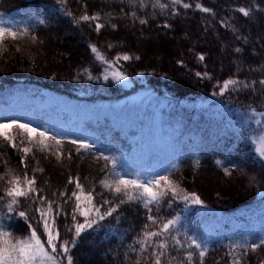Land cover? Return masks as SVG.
I'll return each instance as SVG.
<instances>
[{
	"label": "trees",
	"instance_id": "trees-1",
	"mask_svg": "<svg viewBox=\"0 0 264 264\" xmlns=\"http://www.w3.org/2000/svg\"><path fill=\"white\" fill-rule=\"evenodd\" d=\"M183 3H188L191 7L183 8ZM197 3L212 9V12L205 13L196 8ZM159 4L167 7L162 9ZM159 4L157 0H143V7L141 0H65L64 3H59L58 0H0V26L16 32L27 29L22 38H9L0 47V106L15 115L18 104L26 105L23 102L26 94L35 102L32 110H37L30 125L40 130L44 128L50 134L52 125L48 119L53 108L58 107L57 99L62 95L75 103L74 110L79 118L82 106L87 116L104 122L103 132L88 136L87 141L94 147L87 151H76L78 145L70 142L79 140L76 137L61 139L62 143L54 153L44 150L38 143V135L30 141L27 133L18 129H13L10 133L15 137V148L11 146V142L0 137V176L5 177L0 180V195L9 187L7 180L14 176L23 180L25 173L29 178L35 175L36 187L43 190L38 185L40 174L38 171L34 172L31 166L34 165L35 169L43 168L46 173L43 158L51 155L66 156L68 161L64 166H70L68 170L73 161L77 163V167L74 173L71 171L65 175L64 182L58 181L61 182L58 183L59 188L47 198L55 200L57 204H64V200L75 189V184L68 183L69 177H78L84 193L92 192L93 204L103 205L101 212L105 211L104 200L115 205L123 197L114 195L109 189L99 190V187H103L100 181L117 179V172L128 179L137 176L144 179L168 176L169 179L178 181L186 192L198 194L204 201L203 205L185 204L182 200L173 199L169 193L158 205L150 206L152 214L157 217L156 223L152 224L147 220L148 211L142 203L121 204L111 216L82 234L70 252L73 264H83L78 249L82 252V248L88 247L100 249L101 252L107 249L104 256H115L119 261L126 257L128 262L120 261L121 264H137L138 260L140 264H154L153 248L160 240L167 243L161 264H188L189 252L193 253L192 264H200L199 250L191 245L189 237L206 245L208 251L203 264L211 260L214 264H233L235 257L229 255L230 252L240 256V264H247L251 256H254L251 264H264V245L255 251L250 247H233L259 244L264 239V158L256 151L258 138L264 133V115H261L264 114V97L257 92L258 87H264V84H260L264 78L253 81L250 76L249 79L237 76L243 69L240 64L245 61L251 62L252 67L264 62H253L254 57L250 56L254 55H246L245 60L237 62L229 70L214 66L217 70L214 71L209 67L208 60L211 56L208 53L191 50L192 62L186 59L177 61L178 66L192 73L193 86H189L179 77L174 78L168 73L163 75L160 70L145 67L140 53L129 46L130 41L118 37L124 34L120 28L121 21L132 28L145 29L151 25L158 32L164 33L173 27L175 21L186 20L190 23L194 20L201 32L210 33L209 29L200 28L208 25L217 33V37H225L227 34L235 36L233 45L236 48L234 52L233 45H230L231 55L238 54L244 58L245 52L236 50L243 48L251 52L253 49L250 50L252 39L248 32L253 30L255 24L257 28L264 29V0H182L181 4L175 5L171 0H159ZM241 7L249 10L247 17L238 11ZM85 13L89 16L99 13L100 19L78 22L79 17ZM141 20L147 22L142 24ZM96 23L105 26L97 32ZM61 24L66 25L71 32L70 35L61 37L66 45L75 46L72 33L82 32L87 54L84 59L81 57V61L71 59L73 66L70 67L74 69L68 73L48 75L47 72H41V69L34 70L31 46L43 44L45 32L58 31ZM112 24L117 27L112 28ZM32 37H36V40ZM93 45L101 55L113 62L123 54L131 57L127 61L120 59L116 64L127 77L126 80L117 81L110 75L107 80L104 79L107 74L105 69L108 72L114 69L96 58L91 50ZM200 55L205 57L204 60L199 59ZM84 69L88 70L87 73ZM234 69L235 72H232ZM197 72H207L208 77L197 76ZM253 72L263 74L264 68ZM230 78L251 84L252 87L230 88L223 95L214 94L219 91L217 82L222 86L223 81ZM13 93L17 97L12 99L10 95ZM37 95L43 99L37 100ZM61 106L60 111L66 114V109L63 108L66 105ZM17 116L21 117L20 112ZM24 148L31 151L26 154L22 150ZM57 152L62 154L57 155ZM101 154L115 158V167L102 158L97 159ZM243 159L246 164L240 163ZM217 161L221 163L217 164ZM84 164L92 165V175L87 172L82 174L80 166ZM203 164H209L220 173H225V168H239L245 174L243 178H246L247 185L253 190L252 194L247 198L244 193H227L219 195L218 206L205 203L197 190L186 185L193 180L194 174L198 173V168ZM94 179L96 183L91 186V180ZM56 184L57 182H51V185ZM60 192H66V196H59ZM20 199L21 203L15 206L16 211H24L25 208L29 210L25 206L27 200ZM169 199H172L171 204L167 203ZM74 203L75 198L68 202L64 211L69 207L71 213ZM6 204L7 200L0 201V225L15 235H25L28 231L27 224L15 212L9 213ZM30 210H33L30 215L38 216L34 209ZM115 213L116 217H113ZM193 214L199 216L193 217ZM177 216L179 222L170 232L153 238L152 246L144 252L140 251L136 241L142 238L143 231L159 230L168 219ZM63 218L58 217L56 225L60 230V240L71 241L73 233L67 231L73 224L71 215L64 224L61 223ZM77 220L83 223L84 218L77 215ZM172 237L180 243L177 244ZM156 251L161 249L157 248ZM245 252L247 255H244Z\"/></svg>",
	"mask_w": 264,
	"mask_h": 264
},
{
	"label": "snow or ice",
	"instance_id": "snow-or-ice-1",
	"mask_svg": "<svg viewBox=\"0 0 264 264\" xmlns=\"http://www.w3.org/2000/svg\"><path fill=\"white\" fill-rule=\"evenodd\" d=\"M59 3H64L65 0H58ZM132 2V0H130ZM172 4H181L182 0H171ZM159 4V0H157ZM183 8L191 7L188 3L182 4ZM196 8L202 10L205 13L212 12V9L203 7L201 4L197 3ZM141 7H143V0H141ZM160 8H165L167 5L159 4ZM238 11L242 13L245 17L249 15V10L246 8H239ZM70 14V13H69ZM135 16V13L132 14ZM100 19V14L96 13L89 16L87 13L79 17V21H98ZM147 21L141 20L140 23H146ZM105 25L101 23H96V31L99 32ZM112 28H116L115 24L111 25ZM168 27V25H165ZM27 29L22 32H16L10 28H5L0 26V47H2L6 41L10 38L12 40L22 38L26 35ZM35 41L36 37H32ZM112 47V45H109ZM91 50L96 54V58L103 63L108 64L114 70L108 72L105 69L107 74L104 75V79L107 80L109 75L112 76L117 81L126 80L127 77L125 74L116 67V64L120 59L125 61L131 59L127 54L122 56H117L115 62L113 60L106 59L101 55L96 46H91ZM236 51H240L237 49ZM204 56L200 55L199 59L204 60ZM182 63V62H181ZM87 73V69L83 70ZM197 76L208 77V73H196ZM91 79V75H89ZM210 78V77H209ZM254 83V82H253ZM260 84H264V80L260 81ZM219 87L218 93L223 95L225 92L229 91L230 88H239V87H252L251 84L239 81L238 79H226L223 81L222 86L220 82H217ZM255 112V109H252ZM264 115V114H261ZM18 129L22 132H26L29 140L31 141L35 135L40 137L38 143L43 148H48L49 145L46 143L47 140L51 139L55 141L56 145H60L62 140L56 136H49L47 130H40L38 127H32L28 123H21L17 119H9L6 121H0V137H2L6 142H11V146L15 148V137L10 134L11 130ZM260 147L256 149L260 157L264 158V136L259 137ZM74 145H78L76 151L80 152L81 150L87 151L94 147L92 143H89L87 140H72L70 141ZM26 154L31 150L29 148L22 149ZM62 153L57 152V155ZM69 158H71V153H69ZM104 159L105 161L110 162L114 167L116 164L115 158L104 156L103 154L97 159ZM23 163V158H21ZM220 161H217V164H220ZM27 167V165H25ZM175 167V166H174ZM43 172V168H37L33 170ZM225 174H231L228 168L224 169ZM118 177L115 180H102L100 181L101 185L105 189H109L114 195L122 196L119 200V203L111 205V201L104 200L103 204L111 205L104 212H101V207L93 204L94 196L92 192L84 193L83 185L80 183L79 178L69 177L68 183L75 184V189L71 191V194L67 196L64 201V204H67L73 198H75V203L72 208L71 213L64 211L63 204H57L55 200L49 199L42 194V190L36 187V176L33 175L31 178L28 177L27 173L24 174L23 180L20 177L14 176L11 179L7 180V187L4 190V194L0 195V201L7 200V211L9 213L15 212L16 215L21 218L27 224V233L25 235H15L13 232L7 231L4 229L3 225H0V264H73V256L70 254L72 248L77 245L79 238L82 234L85 233L88 229H93L94 226L98 225L100 221H103L106 217L111 216L116 212L117 208L121 204L131 203V202H140L147 209L148 215L147 220L152 224H155L157 217L152 214L151 205H158L160 201L171 193L173 199L182 200L185 204H200L203 205L204 201L199 197L195 192H186L181 188L178 181L169 179L168 176H152L150 179H144L137 176L134 179H128L125 176H121L118 172L115 173ZM4 176H0V180H4ZM78 190V191H77ZM59 196H66V192H60ZM32 200L37 203L38 206L35 207L34 213L36 215H30V212L33 210H24L16 211V207L21 203V199ZM168 204L172 203V199L167 201ZM71 215L72 226L67 228V231L73 233V239L71 241L65 239L60 240V230L57 228V218L60 216ZM77 215L84 218L83 223L78 222ZM32 221L35 222V227L33 226ZM179 222V217H174L168 219L163 223L162 227L156 231H143L142 238L138 239L136 243L140 246V251L144 252L153 244V238L162 236L164 233L170 232L172 227ZM147 228V225L145 226ZM42 229V231H38ZM46 237V239H42ZM177 244L180 241L176 240L175 237H172ZM191 245H194L196 249L199 250L200 264H203V258L205 257L208 249L206 245L198 242L196 238L189 237ZM59 241V245H58ZM264 245V239L260 241L259 244L252 243L249 246L243 245H234L233 247H250L255 251L260 246ZM161 249L157 252L156 249ZM167 248V243L163 240H160L155 244L153 248V256L155 257L154 264H161V259L165 255V250ZM229 255L234 256L235 260L233 264H240V256H237L234 252H230ZM247 255V252L244 253ZM193 253L189 252L187 255L188 264H192ZM137 264H140V261H137Z\"/></svg>",
	"mask_w": 264,
	"mask_h": 264
},
{
	"label": "rangeland",
	"instance_id": "rangeland-1",
	"mask_svg": "<svg viewBox=\"0 0 264 264\" xmlns=\"http://www.w3.org/2000/svg\"><path fill=\"white\" fill-rule=\"evenodd\" d=\"M206 26L209 27L208 25ZM256 26L257 25L255 24L252 27L253 30H251V32H248L252 39L250 40L252 43V46L250 45V50L253 48L251 52L240 48L239 52H245L244 58L241 55L235 53V55H231L229 49L230 45H233V42L236 40L235 36L227 34L225 37H217V33H215L211 27L207 28L203 25L200 27L201 30L209 29L210 33H205L203 31L201 32L198 30V26L196 25L194 20H192L190 23L186 22V20L175 21L173 23V27L164 33L158 32L151 25L150 27L145 29H141L139 27L132 28V26L128 25V23L121 21L120 28L121 32H123L124 34H120L121 36L118 35V37H121L123 39L125 38L130 41L131 45L129 46H132L136 51L140 53L143 62H145V67L154 69L155 71L160 70L161 74L168 73L174 78L179 77L183 81H186V84H188L189 86H193L192 73L186 70L184 67H180L177 65V61L179 59H186L190 60L191 62L193 61V59H191V56H193L191 50H202L208 53V55L211 56V59L209 57L208 60L209 67H212L214 71H217V67L223 68L224 70H229L230 67L234 66L237 62H240L242 59L245 60L246 55H254L250 56L254 57L253 62H264V50L261 51L264 46V29L257 28ZM58 29V31L45 32V41L43 42V44L31 46L32 56L34 57L35 62V64L33 65L34 70L39 71L41 69V72H47L48 75H60V72L68 73L74 69L71 68L73 66V61L71 59H73L75 62L78 60L81 61L84 59L85 54H87L83 46V34L81 31L72 33L75 37L76 45L69 46L64 43L61 37L70 35V29L67 28V26L64 24H61L60 28ZM244 44L245 43H243V46ZM235 48L236 45H233L234 52ZM81 57H83V59H81ZM177 66L179 68H177ZM214 66H216V68H214ZM240 66L243 69L240 73L237 74L238 77L249 79L250 76L251 80L253 81L259 79L260 77L264 78V73H252V71H259L263 69L264 64L252 67L251 62L245 61L243 64H240ZM232 72H235V69ZM176 82L177 81L175 80L174 83ZM257 92H259L260 95L264 97V87H258ZM6 114V112H3L0 118L7 119ZM86 128L93 129L95 134L99 135L101 132H103L104 122L88 124ZM41 156L43 158V155ZM67 159L68 158L66 156L58 157L52 155L43 158V163L46 167V173L38 171L40 174L38 177V185L42 186V192L45 194V197H51L54 190L59 188L58 183L61 182L58 181L63 180L62 182H64V177L67 173H71V171L74 173L76 171L77 163L75 161H73L74 163L71 166L70 170H68L70 166H64L68 161ZM245 161L246 160L244 159L240 160V163L246 164L247 162ZM49 165L53 166L54 172ZM80 167L82 168V174L85 172L89 173L90 175L93 174L92 165L84 164ZM31 168L35 169L34 165H32ZM214 169L215 168L210 167L209 164H203L198 168V173L194 174L193 180L186 183L188 188H194L199 192L200 196L205 200V203L218 206L217 198L219 197V195L223 196L227 193L239 192L244 193V195L248 196L247 198L250 197L253 190L250 189L247 185L246 178H243V175L245 174L240 171L239 168L230 169V175L217 172ZM48 174L50 175L49 177ZM93 178L94 177H92V179ZM206 180H209V185ZM52 181L57 182L58 185H51ZM95 183V179L91 180V186ZM100 189H104V187H99V190ZM67 204H63L64 209ZM37 205L38 204L33 202L32 200H27L25 206L29 207V209H35ZM110 206L106 205L105 210ZM66 212L70 213L69 207L66 208ZM63 216L64 215L60 216L59 218H63ZM196 216L199 215L193 214V217ZM113 217H116V213L113 215ZM69 218L70 215L65 216V218L62 219L61 223L64 224L68 221ZM82 249H84V251L80 252V249H78V252L79 256L83 259V264H121L122 261L125 263L128 262L126 257L120 258V262L115 256H113V258H111L110 255L104 256L103 253L106 252L107 249L102 250V252L100 249L93 250L89 247ZM252 257L254 256H251V258ZM251 258L247 262V264L252 263ZM210 263L214 264L215 262L213 260H211V262H207V264Z\"/></svg>",
	"mask_w": 264,
	"mask_h": 264
},
{
	"label": "bare ground",
	"instance_id": "bare-ground-1",
	"mask_svg": "<svg viewBox=\"0 0 264 264\" xmlns=\"http://www.w3.org/2000/svg\"><path fill=\"white\" fill-rule=\"evenodd\" d=\"M152 66H154V65H152ZM50 166V168H52V171L54 172V168H53V166H51V165H49ZM205 182V181H204ZM206 182L208 183L209 182V180H206ZM208 185H209V183H208Z\"/></svg>",
	"mask_w": 264,
	"mask_h": 264
}]
</instances>
